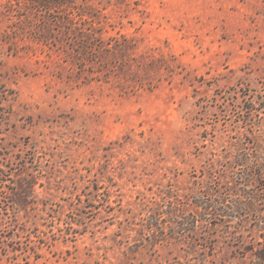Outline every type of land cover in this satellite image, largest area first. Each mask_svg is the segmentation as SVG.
<instances>
[{"label": "rangeland", "instance_id": "rangeland-1", "mask_svg": "<svg viewBox=\"0 0 264 264\" xmlns=\"http://www.w3.org/2000/svg\"><path fill=\"white\" fill-rule=\"evenodd\" d=\"M0 264H264V0H0Z\"/></svg>", "mask_w": 264, "mask_h": 264}]
</instances>
